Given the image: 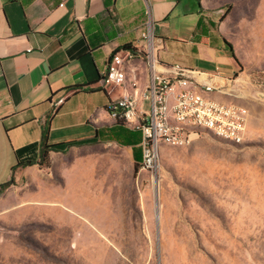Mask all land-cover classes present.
I'll use <instances>...</instances> for the list:
<instances>
[{
	"label": "rangeland",
	"instance_id": "1",
	"mask_svg": "<svg viewBox=\"0 0 264 264\" xmlns=\"http://www.w3.org/2000/svg\"><path fill=\"white\" fill-rule=\"evenodd\" d=\"M214 1L242 66L225 97L250 112L244 143H162L153 172L116 143L66 156L69 171L51 161L0 193V264H264V0Z\"/></svg>",
	"mask_w": 264,
	"mask_h": 264
},
{
	"label": "crops",
	"instance_id": "2",
	"mask_svg": "<svg viewBox=\"0 0 264 264\" xmlns=\"http://www.w3.org/2000/svg\"><path fill=\"white\" fill-rule=\"evenodd\" d=\"M225 10L214 0H0V189L44 170V141L56 172L71 168L66 156L111 143L136 161L141 133L109 112L122 89L99 83L116 50L133 51L127 85L144 87L178 65L203 96L230 103L242 66L220 21Z\"/></svg>",
	"mask_w": 264,
	"mask_h": 264
},
{
	"label": "built area",
	"instance_id": "3",
	"mask_svg": "<svg viewBox=\"0 0 264 264\" xmlns=\"http://www.w3.org/2000/svg\"><path fill=\"white\" fill-rule=\"evenodd\" d=\"M132 57L131 51L112 55L99 83L104 90L122 89L121 97L109 106L110 115L141 133V169L153 172L158 167L162 143L185 146L204 130L244 143L251 121L246 107L203 96L193 72L178 65L171 75L153 73L144 87L137 80L127 85L124 65ZM203 89L210 92L214 86L204 85ZM64 101L61 98L55 105Z\"/></svg>",
	"mask_w": 264,
	"mask_h": 264
},
{
	"label": "trees",
	"instance_id": "4",
	"mask_svg": "<svg viewBox=\"0 0 264 264\" xmlns=\"http://www.w3.org/2000/svg\"><path fill=\"white\" fill-rule=\"evenodd\" d=\"M228 45H229V47H230V49H231V51H232V53H233L234 58L237 60L238 64L241 66V62H240L239 58L236 57L235 54H234V49H233L232 45H231L230 43H228ZM124 49H126L125 51H131V52H133L132 49H130V46L125 47ZM118 52H120V50H116V51L113 53V55L116 54V53H118ZM109 112H110V109H109ZM116 121H117L118 123H120V124H125V123L122 122L121 120H116ZM138 132H139V131H138ZM134 152H135V160H136L135 163L140 167L139 163L141 162L142 154L140 155V154L136 151V148L134 149ZM38 164H39L40 167H42V168H45V167H49V166H50V158H49V155H48V146H46V142H45V141H44L43 146H42V156H41V159H40V161L38 162ZM23 165L31 166V165H33V162H27V163H25V164H23ZM6 188H7V186H6V187H5V186L2 187V188L0 189V193H2Z\"/></svg>",
	"mask_w": 264,
	"mask_h": 264
},
{
	"label": "bare ground",
	"instance_id": "5",
	"mask_svg": "<svg viewBox=\"0 0 264 264\" xmlns=\"http://www.w3.org/2000/svg\"><path fill=\"white\" fill-rule=\"evenodd\" d=\"M99 204H101V203H99ZM99 204L96 203V206H98L97 208H99ZM75 206H76V205H75ZM96 206H95V207H96ZM76 207H77L78 209H80V210H81L82 212H84V213H87V214L90 213L89 211L82 209V208H81L80 206H78V205H77ZM97 208H95V211H96V213H99V210H97ZM104 211H105V208L102 209L101 213L103 214ZM91 213H93V212H91ZM87 214H86V215H87ZM92 218H93V217H92ZM107 218H108V221H109V222L112 221V219H111L112 217H110L109 215L107 216ZM93 222L96 224V225H95L96 227H98V226H102V222H101V223L98 222L97 217L93 219ZM93 235H95V234H93ZM95 237H96V236H95Z\"/></svg>",
	"mask_w": 264,
	"mask_h": 264
}]
</instances>
